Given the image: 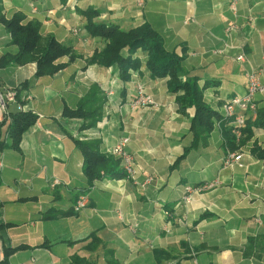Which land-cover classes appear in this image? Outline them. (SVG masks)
Masks as SVG:
<instances>
[{
  "label": "crops",
  "instance_id": "crops-1",
  "mask_svg": "<svg viewBox=\"0 0 264 264\" xmlns=\"http://www.w3.org/2000/svg\"><path fill=\"white\" fill-rule=\"evenodd\" d=\"M0 4L7 18L20 14L24 23L39 22L43 40L54 37L76 56L62 58L66 67L47 77H36V63L0 68V89L15 93L6 112L0 108V122L6 120L1 139L9 140L11 116L38 117L19 151H0V262L5 249L21 248L9 264H73L75 256L91 264H264V159L254 153L264 151V128L256 125L264 94L257 97V111L247 114L251 135L234 151L243 155V167L226 168L227 127L217 123L206 144L194 146L195 110L180 113L167 79H153L146 69L144 52L135 53L143 64L127 83L117 67L88 63L107 42L89 35L83 16L93 10L96 24L122 31L151 25L166 49L183 58L184 78L208 84L204 100L222 114L227 101L246 93L249 73L259 72L264 85V0ZM11 41L0 23V58L17 53ZM138 85L155 107L129 110ZM92 86L106 101L97 126L82 130V120L62 115L65 107L77 109ZM124 137L135 158V179L104 177L90 186L74 139H98L108 155ZM185 186L205 188L184 202ZM82 197L87 206L76 212Z\"/></svg>",
  "mask_w": 264,
  "mask_h": 264
},
{
  "label": "trees",
  "instance_id": "trees-1",
  "mask_svg": "<svg viewBox=\"0 0 264 264\" xmlns=\"http://www.w3.org/2000/svg\"><path fill=\"white\" fill-rule=\"evenodd\" d=\"M61 1L65 3L67 0ZM83 16L89 35L100 37L107 42L105 48L95 52L88 63L106 68L117 67L119 79L127 83L131 80L133 72L140 70L143 64L139 58L134 57L135 53L139 50L144 52L147 56L146 69L153 79H167L169 92L177 95L176 101L180 113L187 114V110L191 108L195 110L190 128L194 146L199 142L206 144L217 123L227 127V120H223V115L213 110L204 100V91L208 84L201 87L197 78H184L183 58L166 49L162 36L151 25L144 23L135 29L122 31L118 26L96 24L94 19L98 14L93 10L84 12ZM0 23L10 34L11 44L18 49L17 53L5 54L0 58V68L36 63V77H47L59 73L66 67L65 64L59 63L62 58L69 57L71 61L76 58L73 49L59 43L56 38L43 40L39 22L24 23V18L20 14L7 18L3 14L1 4ZM126 50L127 56L124 55ZM17 99H20L19 95ZM105 101L101 90L97 86H92L77 109L65 107L62 119L82 120L84 123L82 130L94 128L102 118ZM263 115L256 124L262 128H264ZM37 120L38 117L33 114L19 113L11 116L7 132L9 140L0 137V151L8 148L19 151L24 134L35 126ZM5 124L6 120L0 122V134ZM250 135L251 132L247 127L243 131V138L237 142L230 128L227 127L224 131L225 145L229 147L230 152H234L244 145L246 137ZM74 142L83 155L84 174L90 186L104 177L125 178V173L120 168V161L101 152L100 140L84 141L75 138ZM254 153L259 159H264V151L255 149ZM19 249L21 248L5 249L0 264H9V257ZM73 264L91 263L75 256Z\"/></svg>",
  "mask_w": 264,
  "mask_h": 264
},
{
  "label": "built area",
  "instance_id": "built-area-1",
  "mask_svg": "<svg viewBox=\"0 0 264 264\" xmlns=\"http://www.w3.org/2000/svg\"><path fill=\"white\" fill-rule=\"evenodd\" d=\"M233 28H230L231 31ZM242 60V57L239 58ZM264 94V85L261 81L259 72H251L247 76V89L246 93L242 97H236L232 100L227 101L222 107L223 120H227L226 126L230 128L232 135L235 137L237 142H240L243 138V131L246 128L247 114L250 112H256L258 109L257 97ZM15 100L14 92H3L0 89V108L6 112L8 103ZM128 108L130 111H135L139 108L156 106L154 99L145 93L143 85L137 86V93L134 98L129 100ZM221 124V123H218ZM129 138H121L120 142L113 148L112 153L120 160V168L125 173V178L128 180L135 179V158L128 151L127 146L129 145ZM243 155L237 152L228 151L223 164L226 168L234 165L243 167L241 164ZM152 181L149 178L145 183L141 185L142 188L146 184ZM205 186V185H203ZM199 186L194 188L193 186H185L184 202H190L193 199V195L199 193L205 187ZM87 206V200L85 197L80 198L74 210L79 212Z\"/></svg>",
  "mask_w": 264,
  "mask_h": 264
},
{
  "label": "rangeland",
  "instance_id": "rangeland-1",
  "mask_svg": "<svg viewBox=\"0 0 264 264\" xmlns=\"http://www.w3.org/2000/svg\"><path fill=\"white\" fill-rule=\"evenodd\" d=\"M17 50H18V49H17ZM10 54H12V53H10ZM149 107H154V106H149ZM108 155H110V156H112V157L118 159V158L112 153V151H111V152H108ZM118 160H119V159H118ZM119 161H120V160H119Z\"/></svg>",
  "mask_w": 264,
  "mask_h": 264
}]
</instances>
